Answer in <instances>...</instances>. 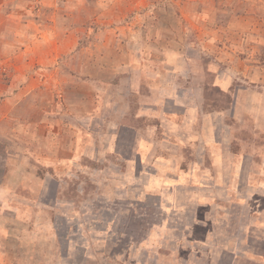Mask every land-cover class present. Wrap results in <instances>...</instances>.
<instances>
[{"label":"rangeland","instance_id":"374dc122","mask_svg":"<svg viewBox=\"0 0 264 264\" xmlns=\"http://www.w3.org/2000/svg\"><path fill=\"white\" fill-rule=\"evenodd\" d=\"M0 264H264V0H0Z\"/></svg>","mask_w":264,"mask_h":264},{"label":"trees","instance_id":"16d2710c","mask_svg":"<svg viewBox=\"0 0 264 264\" xmlns=\"http://www.w3.org/2000/svg\"><path fill=\"white\" fill-rule=\"evenodd\" d=\"M212 88H214V90H216L217 94L214 97V99L212 100V102L211 103H208V105L211 107V109H224V108L228 107L227 105L232 100L231 97H230V95H229V93L221 91L219 89V87L216 86V85H212ZM205 94H206V90H205ZM219 97H222L226 101H228V104L225 105L224 103H219Z\"/></svg>","mask_w":264,"mask_h":264}]
</instances>
